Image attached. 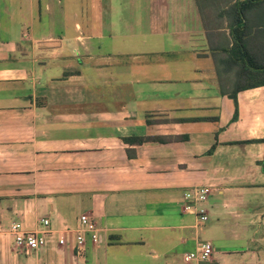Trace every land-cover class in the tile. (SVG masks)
<instances>
[{
    "label": "crops",
    "instance_id": "crops-1",
    "mask_svg": "<svg viewBox=\"0 0 264 264\" xmlns=\"http://www.w3.org/2000/svg\"><path fill=\"white\" fill-rule=\"evenodd\" d=\"M248 68L200 0H0V264H189L199 240L201 264H264V84L245 86ZM200 184L197 227L183 205ZM83 213L98 238L78 253ZM42 217L45 244L15 247L9 224Z\"/></svg>",
    "mask_w": 264,
    "mask_h": 264
},
{
    "label": "built area",
    "instance_id": "built-area-1",
    "mask_svg": "<svg viewBox=\"0 0 264 264\" xmlns=\"http://www.w3.org/2000/svg\"><path fill=\"white\" fill-rule=\"evenodd\" d=\"M211 187L207 184L194 185L190 187L184 193L183 209L194 215L195 226H202L204 221L207 220V207L205 201L208 197ZM1 229V228H0ZM51 229L50 220L48 217L41 218V227L39 229L27 230L23 228L21 222L12 221L8 226V232L12 237L13 244L18 249L28 252L32 249H38L46 242V235ZM90 232L93 240L98 238V232L93 227L90 219L86 214L79 216L76 235L74 239L76 251L82 253L84 250L85 233ZM63 238L60 237L59 241L63 242ZM213 246L210 241L199 240L196 243L195 250L184 253V260L189 264H201L204 261L210 259ZM194 261V262H193Z\"/></svg>",
    "mask_w": 264,
    "mask_h": 264
},
{
    "label": "trees",
    "instance_id": "trees-1",
    "mask_svg": "<svg viewBox=\"0 0 264 264\" xmlns=\"http://www.w3.org/2000/svg\"><path fill=\"white\" fill-rule=\"evenodd\" d=\"M227 3V4H226ZM200 4L206 5L211 9H218L222 16H225L230 26V34L233 41V49H237L240 60H247L249 68L239 74V77L248 75L252 71V75L244 85L256 86L264 84V52L263 48H254L253 54L248 50L246 41L248 30L253 25L264 24V0H200ZM257 35L263 37L264 28L255 27ZM249 40L250 37H249ZM262 42V41H261ZM248 73V74H247ZM243 81H240V83ZM239 86H242L239 85ZM236 90L232 95H235ZM236 112L234 113V117ZM145 137V136H143ZM143 137L138 138L143 140ZM149 138V137H148ZM264 141V138H260ZM215 144H213L208 152H212ZM264 169V160L262 161Z\"/></svg>",
    "mask_w": 264,
    "mask_h": 264
},
{
    "label": "rangeland",
    "instance_id": "rangeland-1",
    "mask_svg": "<svg viewBox=\"0 0 264 264\" xmlns=\"http://www.w3.org/2000/svg\"><path fill=\"white\" fill-rule=\"evenodd\" d=\"M123 4H126L127 3V0H120ZM227 4V3H226ZM127 7V6H126ZM126 7H124V10L126 9ZM73 5H72V2L71 1H66V4L64 3V6H63V15L62 18V22H63V25L65 27H63L64 31H68L70 32L71 28H72V22H73V16H74V13L73 11H71L73 9Z\"/></svg>",
    "mask_w": 264,
    "mask_h": 264
}]
</instances>
